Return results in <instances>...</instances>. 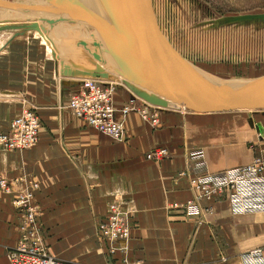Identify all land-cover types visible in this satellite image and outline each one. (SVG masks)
<instances>
[{
    "label": "crops",
    "instance_id": "crops-1",
    "mask_svg": "<svg viewBox=\"0 0 264 264\" xmlns=\"http://www.w3.org/2000/svg\"><path fill=\"white\" fill-rule=\"evenodd\" d=\"M67 28L71 33L53 30L71 34L72 40L67 41L66 56L55 54L77 63L83 59L79 53L87 51L74 39L80 35L75 25ZM23 34H0L5 36L0 42V134L25 109L36 112L41 128L35 147L0 150V177L12 189L0 193V264H12L8 252L21 237V212L13 202L33 183L38 189L31 204L40 235L48 253L63 262L242 264V255L264 247V214L233 215L227 194L200 200L201 213L195 217L169 209L196 198L190 187L193 177L221 174L264 156V112L200 115L137 101L138 108L158 115L153 126L135 111L123 117L122 108L134 97L116 84L114 107L125 134L122 141H114L69 109L83 80L79 71L64 77L54 46ZM158 148L169 156L148 160L147 154ZM111 204L127 210L131 222L129 241L118 244L126 252L114 255L108 252L109 242L97 234Z\"/></svg>",
    "mask_w": 264,
    "mask_h": 264
},
{
    "label": "water",
    "instance_id": "water-1",
    "mask_svg": "<svg viewBox=\"0 0 264 264\" xmlns=\"http://www.w3.org/2000/svg\"><path fill=\"white\" fill-rule=\"evenodd\" d=\"M79 1L86 20L52 19L47 24L64 22L92 26L95 32L92 44L98 51L91 53L89 67L54 54L55 60L61 59L60 72L64 77L74 76L75 69L82 79L121 85L134 98L159 109H183L200 115L264 112V75L222 79L204 72L205 78L200 69L163 40L140 0ZM49 13L57 15V12ZM251 23L264 26V13L222 20L226 26ZM30 29L40 34L46 32L38 24H32ZM87 44L81 41L79 46L87 50ZM249 124L260 131L253 120Z\"/></svg>",
    "mask_w": 264,
    "mask_h": 264
},
{
    "label": "built area",
    "instance_id": "built-area-1",
    "mask_svg": "<svg viewBox=\"0 0 264 264\" xmlns=\"http://www.w3.org/2000/svg\"><path fill=\"white\" fill-rule=\"evenodd\" d=\"M114 83L97 79H83L80 90L71 97L69 109L74 117L114 141H122L125 130L123 121L117 119L114 107ZM133 98L121 110L123 117L138 112L153 126L158 124V115L150 114L145 108H138ZM143 102V101H141ZM144 103V102H143ZM146 106L152 107L146 103ZM148 108V107H146ZM155 108V107H152ZM41 128L40 118L32 109H27L10 124L9 131L0 135V149L6 152L25 151L35 147ZM169 156L166 149L158 148L147 154V159L162 161ZM190 187L196 198L185 204L173 203L170 210H181L188 217L200 215V200H217L227 194L233 215L264 214V156L257 155L251 164L217 175L197 176L190 180ZM37 184H29L14 200L13 206L21 212V237L17 246L8 252L12 264H71L52 257L42 240L36 220V211L31 204ZM11 184L0 177V193H11ZM130 214L118 204H111L106 219L97 226V234L109 242V254L126 252L127 247H118L130 239ZM242 264H264V247L241 256ZM123 264H130L123 260Z\"/></svg>",
    "mask_w": 264,
    "mask_h": 264
},
{
    "label": "rangeland",
    "instance_id": "rangeland-1",
    "mask_svg": "<svg viewBox=\"0 0 264 264\" xmlns=\"http://www.w3.org/2000/svg\"><path fill=\"white\" fill-rule=\"evenodd\" d=\"M140 1L146 7L163 40L183 59L201 71L222 79L264 75V26L253 23L231 26L222 24L226 17L264 13V0ZM50 11L57 12L58 16L49 13ZM51 18L84 21L86 15L79 0H0V29L47 23ZM68 24L70 23H57L47 33L26 31V36L35 35L40 42H47L48 48L54 46L52 53L63 52L66 56V48L69 49L66 44L71 40V34L67 33H71L67 28ZM71 24L75 25L80 33L79 36H74L75 40L84 39L87 43H92V35L95 34L92 26ZM57 27L64 28L63 31L67 32L53 33ZM4 32L12 33L14 38L15 34L22 31L3 30L0 34ZM4 39L5 36L1 35L0 42ZM91 47L92 44L88 46L87 52L79 53H85L90 58L79 56L83 57L82 61L88 65L92 60ZM241 114L244 117L251 116L249 112Z\"/></svg>",
    "mask_w": 264,
    "mask_h": 264
},
{
    "label": "bare ground",
    "instance_id": "bare-ground-1",
    "mask_svg": "<svg viewBox=\"0 0 264 264\" xmlns=\"http://www.w3.org/2000/svg\"><path fill=\"white\" fill-rule=\"evenodd\" d=\"M141 2V1H140ZM141 4L143 5V7L145 8V10H146V7L144 6V4L141 2ZM147 11V10H146ZM148 12V11H147ZM52 19H61V18H51L50 20H52ZM50 20H48L47 22H49ZM61 20H63V19H61ZM77 22H82V21H77ZM58 23H64V22H58ZM35 24H38V23H35ZM57 24V23H56ZM77 24V23H76ZM39 26H43L44 28H45V30H46V32L45 33H47V32H49L50 30H51V28H52V26H50V25H48L47 23H41V24H38ZM55 25V24H54ZM78 25H88V24H83V23H79ZM30 26L31 25H23V26H21L20 27V30L21 31H23V32H26V31H35V30H32V29H30ZM9 31V30H17L15 27H8V28H5V29H0V31ZM23 32L22 33H17V34H15V36L17 35V36H19V35H24L23 34ZM81 41H84V39L83 40H78V42H81ZM87 42V41H86ZM92 43H93V40H92ZM91 43V44H92ZM88 46H90V43H88L87 44ZM92 51L93 52H95V51H98L97 49H95L94 47H93V44H92ZM95 51H94V50ZM89 50V49H88ZM90 52V51H89ZM91 53V52H90ZM81 55L82 56H86L85 58H88V59H90L85 53H81ZM64 59H67V57H64ZM91 59H92V57H91ZM69 60H73V59H70L69 58ZM74 61V60H73ZM80 61V60H79ZM75 63H76V60L74 61ZM77 63H80L82 66H87V67H89V66H91V64L90 65H88V63H86V62H83V61H80V62H77ZM105 68V67H104ZM106 70H107V68H105ZM201 74L204 76V75H206L203 71H201ZM205 78H207V76H204Z\"/></svg>",
    "mask_w": 264,
    "mask_h": 264
}]
</instances>
